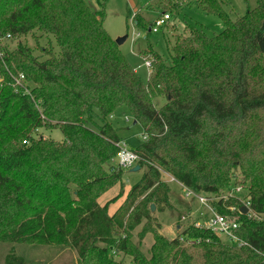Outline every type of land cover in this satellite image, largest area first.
<instances>
[{
  "label": "trees",
  "instance_id": "trees-1",
  "mask_svg": "<svg viewBox=\"0 0 264 264\" xmlns=\"http://www.w3.org/2000/svg\"><path fill=\"white\" fill-rule=\"evenodd\" d=\"M105 1L93 11L84 0H0V243L69 248L78 264H124L118 255L132 264H264V0L233 21L219 0H192L223 30L186 28L167 41L165 59L148 46L155 63L146 82L105 31ZM158 1L175 15L183 6ZM138 15L135 25L151 33ZM29 34L49 42L46 58L20 43L9 49V39ZM20 74L29 95L14 82ZM120 109L145 136L131 148L143 173L110 213L98 199L125 173L109 166L122 140L109 119ZM167 175L214 198L243 185L249 214L235 234L246 245L193 225L161 235L150 213L171 207ZM212 205L221 214L241 207L236 198ZM143 220L137 237L152 235L149 257L132 241ZM4 264L26 263L10 249Z\"/></svg>",
  "mask_w": 264,
  "mask_h": 264
},
{
  "label": "rangeland",
  "instance_id": "rangeland-1",
  "mask_svg": "<svg viewBox=\"0 0 264 264\" xmlns=\"http://www.w3.org/2000/svg\"><path fill=\"white\" fill-rule=\"evenodd\" d=\"M93 11L100 9L98 0H84ZM163 1V0H162ZM225 12H229L230 19L243 16L247 11L256 7L257 0H219ZM175 2V0L171 1ZM182 9L178 14L169 13L165 5L160 4L158 0H106L104 5L103 27L114 42L123 36H127V40L119 46V50L136 71L142 81L148 79V69L144 66V61L151 64V72L149 77L153 76V67L155 57L152 54L154 51L160 57L165 59L168 55V40L172 41L173 37L178 35H188L186 28L200 30L203 34L213 36L223 30L221 21L213 16L206 15L194 6L192 0H183ZM139 13L138 18H143L147 25L158 18L165 12L170 14V20L166 26L160 28L157 33H147L145 28L137 27L134 23L133 16ZM138 35V36H137ZM10 41V42H9ZM26 45L34 51V55L41 58L42 47L46 48L49 42L44 39L34 40L32 34L20 37L18 39H9L8 47L10 50L18 48V44ZM148 46L152 48L149 49ZM42 61V60H41ZM259 68L264 70V58L259 61ZM165 99H158L156 107L160 108L164 105ZM127 117L128 121L124 118ZM112 125L117 128L119 137L124 140L127 145L135 149L142 143V129L140 125H133V121L126 110L120 109L114 112L112 119H109ZM42 138H51L56 141L62 139V135L58 130H40L36 133ZM110 165H115L112 161ZM109 166H105L107 169ZM109 172V171H108ZM143 173L125 171L121 182H116L112 188L105 191L98 199L99 205L108 203L109 212H114L122 201L127 197L131 188L136 184ZM165 177V176H164ZM168 175L164 182L169 187V201L171 207L163 212L154 209L150 213L153 219V224H158L159 233L167 239H174L186 227L194 223H204L206 218L210 216V212L206 207L200 205L198 201L191 197L186 199L184 192L178 182L170 181ZM232 181L241 184L242 180L237 174ZM243 186V185H242ZM73 188L71 187V192ZM139 199L138 201H140ZM145 225L143 220L141 225L136 227L132 232V241L138 246L146 257H149V249L153 243L151 234H146L142 240H139L137 235ZM222 241V240H221ZM225 243L224 241H222ZM13 249L17 256L24 259L26 264H78L77 256L74 250L55 245H40V244H1L0 243V264H4L5 256ZM117 261H123L124 264H132L131 260L124 258L121 255L116 256Z\"/></svg>",
  "mask_w": 264,
  "mask_h": 264
},
{
  "label": "built area",
  "instance_id": "built-area-1",
  "mask_svg": "<svg viewBox=\"0 0 264 264\" xmlns=\"http://www.w3.org/2000/svg\"><path fill=\"white\" fill-rule=\"evenodd\" d=\"M169 20H170V16L168 14L160 15L152 22L151 33H157L160 28L164 27L169 22ZM144 66L146 69H148L147 81H149L151 64L147 61H144ZM14 82L19 88L23 90L24 94L29 95V90H27V88L25 87V77L22 74L14 78ZM124 120L128 121L127 117H125ZM144 140H145V136L142 135V141ZM116 146L118 153L114 158V160H112L115 163V165H112L113 168H120L124 171H129L132 170L135 166H137L138 161H140V157L127 145V143L124 140H120L119 142H117ZM173 180H174L173 178H170V181ZM180 186L184 192V197L186 199L191 197L195 198L200 205L206 207V209L210 212V216L206 218L204 223H194L193 224L194 227L196 228L202 227L207 229L208 231L213 233L216 237H218L220 240L224 241L226 244L228 243V244L237 245V247L246 245L235 234V232L239 228V215L241 214L240 211L241 208H246L247 209L246 214H249L248 204L247 202H245V199L243 198L246 192L242 186L233 187L226 194L218 198L210 197L203 194H196L193 191L183 187L181 184ZM231 198L238 199L239 202L241 203V207L226 208L227 209L226 214L218 213L214 209V206L212 205L213 202L220 200L226 201ZM257 219L260 221L264 220V215L257 217Z\"/></svg>",
  "mask_w": 264,
  "mask_h": 264
},
{
  "label": "water",
  "instance_id": "water-1",
  "mask_svg": "<svg viewBox=\"0 0 264 264\" xmlns=\"http://www.w3.org/2000/svg\"><path fill=\"white\" fill-rule=\"evenodd\" d=\"M127 40V36H123L121 38H118L116 41H115V44L119 47L121 46L125 41ZM133 125H135V122L133 123ZM139 171V167L138 166H135L131 172L133 173H137ZM154 211V206H151V212ZM241 214L245 215L247 213V209L246 208H241Z\"/></svg>",
  "mask_w": 264,
  "mask_h": 264
},
{
  "label": "crops",
  "instance_id": "crops-1",
  "mask_svg": "<svg viewBox=\"0 0 264 264\" xmlns=\"http://www.w3.org/2000/svg\"><path fill=\"white\" fill-rule=\"evenodd\" d=\"M136 14H139V13L137 12ZM136 14H135V15H136ZM135 15L133 16V20H134ZM134 23H135V21H134ZM135 24H136V23H135Z\"/></svg>",
  "mask_w": 264,
  "mask_h": 264
}]
</instances>
